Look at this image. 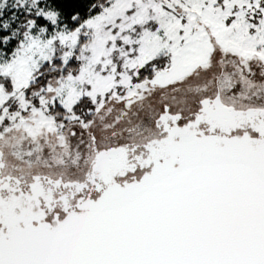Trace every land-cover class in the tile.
Returning a JSON list of instances; mask_svg holds the SVG:
<instances>
[{"label": "snow or ice", "instance_id": "6c2138e0", "mask_svg": "<svg viewBox=\"0 0 264 264\" xmlns=\"http://www.w3.org/2000/svg\"><path fill=\"white\" fill-rule=\"evenodd\" d=\"M0 264H264V0H0Z\"/></svg>", "mask_w": 264, "mask_h": 264}]
</instances>
